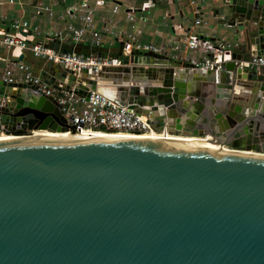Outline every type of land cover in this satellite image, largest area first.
I'll return each instance as SVG.
<instances>
[{"label":"water","instance_id":"obj_1","mask_svg":"<svg viewBox=\"0 0 264 264\" xmlns=\"http://www.w3.org/2000/svg\"><path fill=\"white\" fill-rule=\"evenodd\" d=\"M224 3V23L245 36L233 58L263 54L264 0ZM44 45L107 56L85 43ZM143 55L97 75L49 62L40 77L83 96L100 90L148 114L160 131L245 150L29 137L23 131L77 129L53 97L0 79V125L19 131L0 136V264H264V74L236 61L214 71ZM110 70L118 76L107 81Z\"/></svg>","mask_w":264,"mask_h":264},{"label":"built area","instance_id":"obj_2","mask_svg":"<svg viewBox=\"0 0 264 264\" xmlns=\"http://www.w3.org/2000/svg\"><path fill=\"white\" fill-rule=\"evenodd\" d=\"M98 4H103L104 0H98ZM195 2L189 5L198 17L194 25L202 24L200 10L196 9ZM120 4H115L114 11H118ZM52 13L49 6H37L36 13L42 11ZM133 19L132 12L128 13ZM224 18V17H223ZM61 19L66 21V25L61 30L42 31L41 25L32 26L29 20H17L11 24L14 32L0 31V60L4 59L1 52L8 49L7 56L18 57L24 51H30L34 56L41 57L47 61L71 71L80 73L84 70H91L93 74H100L105 67L122 64V58L134 55L136 52H154L156 54L170 55L183 60L178 53L182 51H199L200 58H190L188 62L197 69L219 71L230 61H236L241 67H248L258 73L264 74V54H252L249 61H238L233 58V44L223 40H213L207 37H200L195 34H187L183 39L173 42L168 48L156 46L154 44L142 43L134 32L125 33L124 47L118 57L99 56L97 54H83L80 52L54 50L44 45L45 41H67L73 43H91L100 47L103 43V35L98 28L92 10L87 1L78 6H73ZM69 19H79L81 26L75 25ZM133 28L135 26L133 25ZM36 33L43 38L39 42L32 43L28 39V34ZM19 50L21 53H17ZM6 59V58H5ZM0 79L6 83H26L32 84L37 93L53 97L61 106L67 123L75 125L77 130L102 131L109 134H125L132 136H150L154 133L165 136H176L170 131H160L154 128L148 114L139 109L131 110L129 105H123L118 100L105 94L100 90H90L88 96L79 95L74 88H56L41 79L40 74H36L30 64L21 59L13 60L2 70ZM143 113V114H142ZM37 130L23 131V133L34 134ZM19 134L17 129H10L7 125H0V136Z\"/></svg>","mask_w":264,"mask_h":264},{"label":"crops","instance_id":"obj_3","mask_svg":"<svg viewBox=\"0 0 264 264\" xmlns=\"http://www.w3.org/2000/svg\"><path fill=\"white\" fill-rule=\"evenodd\" d=\"M84 1L89 3L96 24L102 32L103 43L100 47L107 49L106 55H111L112 50L124 42L125 33L128 32H134L142 43L168 49L170 44L183 39L187 34L228 41L233 44L234 50L240 47L239 43L245 41L244 34L237 27L224 23L225 19L230 17L225 0H104L103 4H98V0H0V31L14 32L11 24L17 20H29L32 26L39 24L42 31L61 30L67 23L61 19V15L67 14L73 6H78ZM192 1L201 12L203 22L200 25H194L198 15L189 7ZM115 4H120L118 11H114ZM37 6H49L52 13L44 10L37 14ZM129 12L134 15L133 19L128 16ZM69 21L77 26L82 25L79 19ZM42 38V35L36 33L28 34V39L32 43L39 42ZM85 44L92 45L90 42ZM240 50L242 54L246 52L242 48ZM7 51L8 49L4 48L1 52L4 59L0 60V76L5 66L13 60L20 59L21 56H23L21 60L30 64L36 74H40L47 65L45 59L34 56L30 51H24L18 57L7 56ZM17 53L21 52L17 50ZM146 53H143V58L149 61L150 57ZM178 55L183 58L182 61L188 62L190 58H200L201 52L187 50L179 52ZM157 62L160 60L156 59ZM110 71L104 72L107 81H112L118 76L117 72ZM51 72V77H57L58 82L66 83L67 80L65 82L61 80V71ZM201 80L203 81L199 82L205 83L204 79ZM192 81L198 83L196 80ZM189 82L191 81L188 80ZM107 85L110 87L111 84ZM228 147L245 150L241 145L234 147L230 144Z\"/></svg>","mask_w":264,"mask_h":264},{"label":"bare ground","instance_id":"obj_4","mask_svg":"<svg viewBox=\"0 0 264 264\" xmlns=\"http://www.w3.org/2000/svg\"><path fill=\"white\" fill-rule=\"evenodd\" d=\"M108 72V71H107ZM111 72V71H110ZM109 73V72H108ZM105 77V76H104ZM143 114V113H142ZM29 137H41V138H52V139H96V138H137V137H144L147 139H155L160 141H166L169 143L174 144H182V145H189V146H204V147H210L211 149H217L221 151H228L233 150L232 148H229L228 146H220L216 143H211L210 141L199 138V137H176V136H165L160 135L158 133H154L150 136H132V135H125L121 133L117 134H109L102 131H87V130H77L76 132H73L71 130L69 131H52V130H37L34 134H31ZM235 150V149H234Z\"/></svg>","mask_w":264,"mask_h":264}]
</instances>
